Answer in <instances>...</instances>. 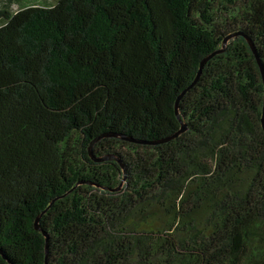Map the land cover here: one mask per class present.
Segmentation results:
<instances>
[{"label": "trees", "instance_id": "16d2710c", "mask_svg": "<svg viewBox=\"0 0 264 264\" xmlns=\"http://www.w3.org/2000/svg\"><path fill=\"white\" fill-rule=\"evenodd\" d=\"M241 34L264 70V0H0V264H264Z\"/></svg>", "mask_w": 264, "mask_h": 264}, {"label": "water", "instance_id": "95a60500", "mask_svg": "<svg viewBox=\"0 0 264 264\" xmlns=\"http://www.w3.org/2000/svg\"><path fill=\"white\" fill-rule=\"evenodd\" d=\"M237 34H238V33H231V34H229L228 36H226V37L224 38L223 42H222V47H221V49L218 50V51H216V52H214V53H212L211 55H209L208 57L204 58V59L200 62L199 70H198V73H197V75H196V77H195L193 83H195L196 80L199 78L200 72H201V70H202V68H203V66H204V64H205V62H206L211 56H213L214 54H218V53L223 52L224 47H225L226 43L228 42V40H230L231 38H233V37L236 36ZM241 35H243V37L246 39V41H247V43L249 44V47H250L252 53L254 54V56H255V58H256V61H257V64H258V67H259V70H260V73H261V76H262V80H263V83H264V70H263V66H262V64H261V61H260V59H259L258 56H257L256 50H255V48H254V46H253L251 40H250L247 36H245L244 34H241ZM193 83H192V84H193ZM182 94H184V91L178 96V98H177V100H176V102H175V115H176V117H177L178 119H179L178 102H179V99H180V97L182 96ZM263 116H264V99H263V113H262V127H263V129H264ZM185 130H186V127H185L184 123L181 122V127H180V129H179L175 134H173L170 138L177 137L178 135L182 134ZM109 136L116 137V138H120V139H124V140H127V141H131L130 138L125 137V136H122V135H118V134H113V135H109ZM95 140H96V139H94L93 142H95ZM166 140H167V139H165L164 141H166ZM93 142H92V143H93ZM92 143H91V144H92ZM141 143H142V142H141ZM89 156H90V158H91L93 161H95V162H101V161H104V160H107V159H111V157H109V156H106V157H100V158H99V157H98V158H95V157L91 154V150H90V149H89ZM122 186H123V183H121L119 189H121ZM43 213H44V212H42L40 215H38V216L36 217V219H35V221H34V229L37 230V231H40V232L42 233V235L44 236V239H45V253L47 254V249H48V234H47L46 232H44V231L39 227V224H38L39 219H40V217H41V215H42Z\"/></svg>", "mask_w": 264, "mask_h": 264}, {"label": "rangeland", "instance_id": "374dc122", "mask_svg": "<svg viewBox=\"0 0 264 264\" xmlns=\"http://www.w3.org/2000/svg\"><path fill=\"white\" fill-rule=\"evenodd\" d=\"M44 2L49 3L51 5V4H54L55 0H44ZM42 4L44 5V3H42ZM17 9H18V7L15 6L14 10H17Z\"/></svg>", "mask_w": 264, "mask_h": 264}]
</instances>
